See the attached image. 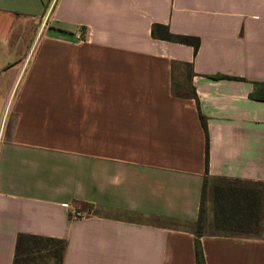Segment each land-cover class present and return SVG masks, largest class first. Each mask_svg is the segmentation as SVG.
<instances>
[{
    "label": "crops",
    "instance_id": "0c3cea01",
    "mask_svg": "<svg viewBox=\"0 0 264 264\" xmlns=\"http://www.w3.org/2000/svg\"><path fill=\"white\" fill-rule=\"evenodd\" d=\"M222 178L264 184V0H0V264L20 233L65 239L63 264H196ZM200 240L264 264L261 229Z\"/></svg>",
    "mask_w": 264,
    "mask_h": 264
},
{
    "label": "trees",
    "instance_id": "16d2710c",
    "mask_svg": "<svg viewBox=\"0 0 264 264\" xmlns=\"http://www.w3.org/2000/svg\"><path fill=\"white\" fill-rule=\"evenodd\" d=\"M151 34L155 38L190 44L195 51L200 45V38L194 35L178 34L170 30L169 26L162 23H154ZM190 65V63H182ZM214 78L230 77L224 74L212 75ZM261 83L257 82V85ZM173 91L177 96L196 97L194 90L185 91L182 87ZM255 95V94H253ZM202 124L206 136V169L209 162V135L207 122L202 117ZM207 176L204 179V188L207 184ZM220 184L214 187V226L217 233L228 234H258L260 233V213L262 208L261 195L264 194L263 188L252 189L240 180L220 179ZM205 192V191H204ZM203 193L199 217L196 222L195 238V257L196 264H206L203 248L200 240L202 234L201 227L204 218ZM66 250V241L62 238L43 236L37 234L20 233L17 236L16 249L13 264H63V257Z\"/></svg>",
    "mask_w": 264,
    "mask_h": 264
},
{
    "label": "rangeland",
    "instance_id": "374dc122",
    "mask_svg": "<svg viewBox=\"0 0 264 264\" xmlns=\"http://www.w3.org/2000/svg\"><path fill=\"white\" fill-rule=\"evenodd\" d=\"M221 182L216 180L215 182H213L210 185V191L208 190V193H206L205 195V200H204V218L202 221V227H201V231H208V232H216V228L214 226V210H215V206L216 203L214 201V187L217 184H220ZM246 186H251V184H248ZM253 187L252 189H257L258 187H256L255 185L251 186ZM260 229H261V233L264 234V208H262V212L260 213Z\"/></svg>",
    "mask_w": 264,
    "mask_h": 264
},
{
    "label": "built area",
    "instance_id": "2783aa9c",
    "mask_svg": "<svg viewBox=\"0 0 264 264\" xmlns=\"http://www.w3.org/2000/svg\"><path fill=\"white\" fill-rule=\"evenodd\" d=\"M83 35H84V34L80 33V34L77 35V38H78V39H83ZM85 214H86V213H85V212H82V211H76V212H75V215H77V216H83V215H85Z\"/></svg>",
    "mask_w": 264,
    "mask_h": 264
}]
</instances>
